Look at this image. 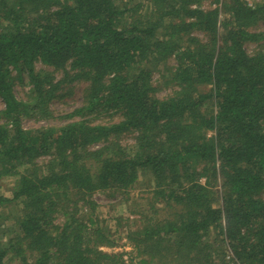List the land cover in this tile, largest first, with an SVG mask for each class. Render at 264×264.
I'll list each match as a JSON object with an SVG mask.
<instances>
[{
  "label": "trees",
  "instance_id": "16d2710c",
  "mask_svg": "<svg viewBox=\"0 0 264 264\" xmlns=\"http://www.w3.org/2000/svg\"><path fill=\"white\" fill-rule=\"evenodd\" d=\"M124 1L0 0V180L14 178L0 208L23 213L0 264H228L229 252L264 264V2L145 0L152 16L130 21L139 5ZM170 57L161 76L176 89L159 99L152 73ZM36 62L89 85L61 126L24 130V116H51L63 83ZM12 70L26 72L25 101ZM102 114L119 119L96 123ZM141 174L153 183L150 215L127 232L128 258L106 252L115 243L91 196L125 193Z\"/></svg>",
  "mask_w": 264,
  "mask_h": 264
},
{
  "label": "rangeland",
  "instance_id": "374dc122",
  "mask_svg": "<svg viewBox=\"0 0 264 264\" xmlns=\"http://www.w3.org/2000/svg\"><path fill=\"white\" fill-rule=\"evenodd\" d=\"M212 0H203L201 6L204 9L210 8ZM225 0H222L223 2ZM124 2L130 4V7L138 6V9L132 15L130 21H143L152 16V7L145 0H125ZM122 3L124 6L125 3ZM223 12V11H221ZM224 13V12H223ZM225 14V13H224ZM224 14H221V18H224ZM256 29L264 31V20L259 21ZM201 40H205V35L201 32H194L192 34ZM263 42V41H262ZM256 49V45L247 43L245 50L248 53H252ZM152 63L148 67H152ZM172 66H175V61L172 57L168 58L164 65L157 66L153 70L151 83L155 88L153 95L159 99L170 96L176 89L168 77L162 78ZM35 70H44L51 73V76L58 82L63 80V83L59 85V88L54 93V98L51 101V116H44L38 118L37 115L28 114L22 119V127L24 130H35L48 127H58L65 123L62 118L66 113L71 112L74 108L81 104L82 97L85 90L88 88V83L84 81H68L63 79V73L61 71H55L54 69L44 66L41 63L34 64ZM20 74V75H19ZM11 75L14 76V94L17 99L25 101L28 96L29 84L26 72L23 70L21 73H17L15 70L11 71ZM19 75L20 79L17 78ZM167 76V75H166ZM3 109V103L0 99V110ZM96 123H108L111 121H117L118 116L111 114H102L94 118ZM113 140V139H112ZM118 142L125 149H129L134 145L135 135L132 133H126L118 137ZM102 146L98 144L93 147L96 149ZM47 160L46 157L38 159L37 164L41 165ZM13 177H5L0 180V193L5 197L10 198V189L13 185ZM203 182V180H202ZM214 192H219V185L213 187ZM153 183L149 174H141L131 189L125 190V193L121 190H106L96 191L91 196V200L96 204L95 215L99 220V225L104 233H111L110 237L114 240L115 247L103 248L106 252H124L128 258L129 254H132V246L126 237L127 232L136 227V224L141 223V217L144 215H150L149 209L153 202ZM80 204V202H79ZM78 207L83 209L86 206L80 204ZM158 207V206H157ZM78 209V208H77ZM23 218V213L20 211L19 204L16 202H10L9 204L0 208V242L4 245L7 244L9 234L17 231V223ZM61 219V218H60ZM58 218V222L61 221ZM216 234L210 233L209 240L216 249ZM218 246L221 250H218L216 257L219 258V254L222 253V248L218 242ZM224 252V251H223ZM17 260L13 258H7L6 264H17Z\"/></svg>",
  "mask_w": 264,
  "mask_h": 264
},
{
  "label": "built area",
  "instance_id": "2783aa9c",
  "mask_svg": "<svg viewBox=\"0 0 264 264\" xmlns=\"http://www.w3.org/2000/svg\"><path fill=\"white\" fill-rule=\"evenodd\" d=\"M222 0H219V2H221ZM239 2L243 3L244 5H246L247 7H250V8H253L255 5H257L258 3H262L264 2V0H238ZM216 5H211V7H215ZM210 7V8H211ZM202 9H204L202 6H201ZM228 262V264H240L238 262V260L235 259V257L232 255L231 252H229L227 255H226V258H225Z\"/></svg>",
  "mask_w": 264,
  "mask_h": 264
}]
</instances>
